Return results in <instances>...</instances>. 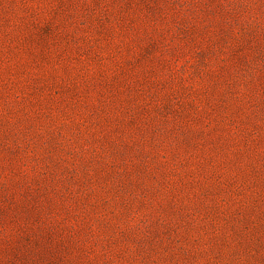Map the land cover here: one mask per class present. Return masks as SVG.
I'll return each mask as SVG.
<instances>
[{
  "label": "rangeland",
  "instance_id": "1",
  "mask_svg": "<svg viewBox=\"0 0 264 264\" xmlns=\"http://www.w3.org/2000/svg\"><path fill=\"white\" fill-rule=\"evenodd\" d=\"M0 264H264V0H0Z\"/></svg>",
  "mask_w": 264,
  "mask_h": 264
}]
</instances>
